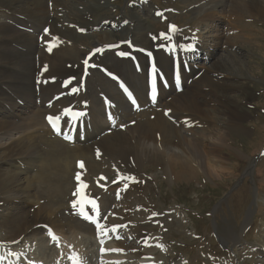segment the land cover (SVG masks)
I'll return each mask as SVG.
<instances>
[{"label": "bare ground", "instance_id": "1", "mask_svg": "<svg viewBox=\"0 0 264 264\" xmlns=\"http://www.w3.org/2000/svg\"><path fill=\"white\" fill-rule=\"evenodd\" d=\"M67 1L69 2V0H0V19H2L0 20V139L4 137L7 139L0 145V226L5 228L4 234L0 235V247L16 242L27 234H36L41 230L37 228L39 223H48L57 233L59 241L55 251L52 247L49 248L52 253L44 257L46 258L43 260L44 264L53 256L60 263L73 251L80 253L83 235L78 234L75 239L66 235L69 230L81 232L86 224L78 220L71 209V201L75 199L72 193L76 187L73 182L76 161L84 160L85 168L76 172H81L82 179L88 184L85 194L89 197L95 195L96 200L101 201V214L106 208L109 210H107V219H104L102 214L101 223L108 227V221L114 225H125L126 222L129 227V220L133 221L131 216L134 215L131 214L129 219L128 212L124 215L118 213L116 207H112L109 195L107 193L101 195L97 192L96 182L105 183L106 177L112 173L111 165H114L112 171L117 172L116 177L124 176L126 173L130 175L132 172L135 178L131 184L124 185L120 189V197H122L120 202L126 201L133 194L139 195L137 183L138 178L142 176L137 174L145 162L141 154L148 160L153 158L157 162H162L177 178L186 179L195 176L204 162V155L200 150L201 140L195 128H201L208 119L207 115H204L206 93H215L221 84L217 80L219 73L209 67H182L183 90L180 93L169 89L161 90L158 102L152 107L146 100L147 62L143 60L141 49L132 48L133 43L128 42L125 50L128 55L120 56L117 54V47L110 48L108 45H118L126 38L112 35L97 37L92 41L93 46L90 49L79 47L73 38L74 27L77 25L76 29L85 28L91 23L85 22L82 16L70 13L72 4ZM81 1L78 0L75 4L82 5ZM262 1L264 2V0H252V3L250 0L204 1L199 7V10L204 12L198 17V25L203 24L210 29L211 26L218 29L223 23L222 18L224 20L227 17L229 32L233 34V39H238L243 35L240 31H244L238 29L240 22L248 17L247 13L252 15L251 6L254 9L261 5L260 11L264 15ZM218 4L220 10L215 9ZM157 13L161 12H154L156 15ZM131 15L132 18H127L130 21L135 19V25L130 30L135 34L140 27V20L134 17V14ZM107 20L109 19L104 22ZM100 23L95 26H99ZM40 25L50 26L48 33L44 30L39 32ZM53 37L58 38L59 43L49 52L48 42H52ZM222 38L225 36L221 33L215 35V40L218 42ZM173 39L177 43L193 44L196 50L206 52L208 57L212 56L214 49L219 48L217 42L213 49L205 45L203 36L196 27L186 35L185 40L184 37L179 40L177 34ZM161 43L160 35L152 34L147 49L153 53L160 72L169 75L175 60L166 50L159 47ZM96 48L103 49V52L93 56L92 50ZM89 56H91L89 64L100 65L102 74H97L98 72L94 70L96 66L89 67L85 74L83 61ZM181 59L184 61L182 57ZM45 66H47L46 71ZM109 73L112 74L110 77L107 76ZM75 75H79L78 78L73 77L74 81L77 80L76 83L72 81L67 87L61 86L63 77ZM113 75L122 78L132 87L133 92L139 97L138 109L133 110L126 103L125 98L118 91L119 86L112 81ZM72 88H78L79 91L73 93ZM163 98L166 100H161ZM103 99L107 101L105 104H108L111 114L115 112L116 116L120 117V125L124 126L123 129H120L115 121L105 122ZM81 105L85 109L89 108V113L76 121L81 122L86 118L88 121L86 126L91 125V129H86L84 132L85 140L81 142L77 139L73 144H68L51 135L43 120L44 116L60 115L65 109L80 108ZM166 111L167 115H165ZM77 122L74 124L77 125ZM237 123L230 128H239L240 123L236 127ZM12 132L18 133V136H10ZM221 138L223 137L218 140H222ZM187 139H191L192 142ZM217 142L211 145V149L216 152L223 147L220 145L218 148ZM174 145L181 152L170 150ZM95 149H99V156L94 153ZM108 161H111L110 165ZM198 164L200 167L196 169L195 166ZM33 165L39 169V172L33 169ZM101 173L104 175L103 180H99ZM53 180L55 184H51ZM43 185L48 188L46 191L41 188ZM32 189L34 193H31ZM52 196H56L55 201L50 200ZM120 202L118 205H121ZM124 203L122 209L125 208ZM6 206L9 207L5 208ZM5 209L7 210L3 213ZM154 211V208L150 207L148 215L153 219L160 218L153 215ZM144 213L146 214V210ZM155 214L158 213L155 211ZM145 218L146 221L148 216ZM131 224L133 225L129 227L131 234L136 242L139 241L141 248L145 237L149 238L148 241L154 237L149 230L141 231L138 225ZM89 230L93 233L91 227ZM120 230L122 229H117V232ZM62 231L65 234H61ZM117 232L111 234L115 243L112 239L110 241L116 247H122V239H116L119 235ZM33 240L31 239L32 243L29 246L37 245ZM46 244L47 241L44 245L47 247ZM162 244L165 246L164 243ZM148 248L150 249L148 253L140 255L137 264L146 261L143 258L146 255L150 256L151 252L156 250L152 247ZM162 251L167 252V249L163 248ZM112 257L119 258L120 255L112 253L103 258ZM17 258L15 257L14 260L18 263L20 258ZM151 260L154 262L150 264L156 262L158 264L157 257Z\"/></svg>", "mask_w": 264, "mask_h": 264}, {"label": "rangeland", "instance_id": "2", "mask_svg": "<svg viewBox=\"0 0 264 264\" xmlns=\"http://www.w3.org/2000/svg\"><path fill=\"white\" fill-rule=\"evenodd\" d=\"M77 1H67L72 4L69 12L82 16L85 22L91 23L89 27H85V34H81L80 28L76 29L77 25L73 31L74 41L85 49L92 48V41L97 37L106 35L126 38L120 41L119 49L122 51L130 40L134 45L145 47L152 34L159 36L162 32L167 33L170 25H175L180 30L177 34L179 40L186 38L196 27L203 36L205 45L213 49L217 42L219 48L213 50L209 61L203 60L196 65L215 70L219 73L217 80L222 84H219L220 88L215 93H206L204 115L208 119L201 128H195L201 140L203 165L195 176L180 179L168 171L162 162L153 158L148 160L141 154L145 162L137 175L142 177L135 176L140 187L139 195L133 194L126 201L120 202L121 206L124 202L126 204L120 213L124 215L128 212L129 219L133 214L131 219L139 230H149L165 244L167 252H151L158 258V264H264V154L260 155L264 149V15L260 11L261 5L254 9L250 7L252 15L247 13L248 17L240 22L238 28L244 29L240 31L244 36L233 39V34L228 30L227 17L224 20L221 17L223 23L218 29L198 25V17L204 12L199 7L207 0H82V5L75 4ZM218 6L219 4L215 9L220 10ZM154 12H161V15ZM131 14L140 20V27L135 34L130 32L135 25L134 18L133 21L128 19L132 18ZM106 19L109 20L104 22ZM123 21L125 23L119 27ZM106 22H109L107 25L110 27ZM97 23H100L99 26H95ZM43 26H39V32ZM115 28L119 30L115 31ZM219 33L225 38L218 42L215 35ZM236 123V127L240 123V129L230 128ZM10 136L17 137L18 133L12 132ZM217 137L223 138L218 140ZM6 140L5 137L0 139V145ZM187 140L192 142L191 139ZM216 142L218 148L223 146L216 149L217 152L211 149L212 143ZM170 150L181 152L175 145ZM199 167L200 164L195 166L196 169ZM33 169L39 172L34 165ZM50 176L52 177V173ZM130 176L134 177V173L131 172ZM114 177V174L109 175L110 181ZM57 178L58 173L56 180ZM51 184H55V181ZM41 188L44 191L48 189L44 185ZM50 200L55 201L56 196H52ZM150 207L156 213L162 212L158 215L161 218L153 219L148 215ZM28 209L32 212L30 207ZM107 210H104V217L107 216ZM108 225L114 223L108 221ZM89 229L88 224H85V229H81V232L69 230L66 234L74 239L78 234L84 238L90 237L85 241L87 261H93L94 264L97 248L93 244V238L89 236L93 234ZM4 230V227L0 228V235L4 234ZM129 230V235H133L130 228ZM40 232L41 230L33 235L27 234L7 246L15 250L26 248L32 243L31 239H34L37 245L28 247L34 255L30 258L38 257L42 263L48 250L44 246L45 237ZM63 233L65 234L62 231L61 234ZM125 235L126 238L121 240L122 247L114 245L124 249V252L131 247L136 248L135 239H130L128 233ZM137 242L139 245V241ZM142 248L140 255L147 254L150 250L148 246L142 245ZM127 258H131L130 264H136L139 259L134 254Z\"/></svg>", "mask_w": 264, "mask_h": 264}, {"label": "snow or ice", "instance_id": "3", "mask_svg": "<svg viewBox=\"0 0 264 264\" xmlns=\"http://www.w3.org/2000/svg\"><path fill=\"white\" fill-rule=\"evenodd\" d=\"M157 15H161V13H157ZM48 29H44L45 33H48ZM81 31H83V29H81ZM179 29L175 26V25H170L168 32L167 33H160V39L162 41V43L159 45V47L161 49L166 50L170 56L175 60V68H176V73H175V80H176V86L179 89L180 86V70L182 67L186 66V61H183L180 57V53L183 52H188V51H192L193 54L195 52V46L193 44H184V43H177L173 37L179 33ZM153 39L155 40L156 37L154 36ZM59 40L56 37H53V41L52 42H48V47L47 50L49 52H51L53 50L54 47L58 46ZM108 47L110 48H115L118 47L117 45H108ZM103 49L101 48H96L94 50V52L92 53V55L94 56L97 53H102ZM120 56H125L128 55L127 52H120L119 53ZM149 56L152 55L151 52L148 53ZM89 59H91V56H89L88 59H85L83 61L84 63V72L85 74H87V71L89 69V67H95L96 65H90L89 64ZM47 70V66H45V71ZM109 75H112L111 73H109ZM112 78L114 80H118V77L113 75ZM158 81H164V76L163 74L160 72V70L158 69L157 65L154 63L152 68H151V72H150V85H151V97L153 102H155L156 100V94H157V85H158ZM71 80L65 81L64 85L65 87H67L68 84H71ZM163 86H167L166 82H164ZM119 87L123 90V92L127 95V98L131 101V103L133 105L136 104V98L133 96L132 92L129 91L128 87L121 82L119 84ZM79 91L78 88H72V92H77ZM71 110L65 109L64 113L62 115H49L46 117L48 123L50 124L52 130L57 134V135H61L62 131H61V121L63 116H66L69 114ZM168 112H165V115H167ZM85 115V113L83 112H72L71 116H72V120L75 121L77 119H79L80 117H83ZM109 119H113V117L111 115H109ZM114 122V121H113ZM64 135V139L66 140H71V136L67 133H63ZM97 155L99 156V150H97ZM78 167L80 169H84L85 168V164L83 161L78 162ZM101 179H104L103 177H101ZM123 179L126 180H133L134 181V177H123ZM75 180H76V187H75V191L72 193V196L75 197V199H73L71 201V209L73 211V213L75 215H77L78 217L82 218L84 221L89 222L90 224H93L95 226V233L97 238H99V242H100V254L101 256H103L105 253L107 252H113V253H123L124 249L122 248H112V249H107L105 248L103 245L105 244V238H107L109 236V233H116L118 228H123V227H127V225H113L112 227H106V225L104 223H101L100 221V217H101V211H100V207L97 204L96 200L89 198L86 194H85V189L88 188V184L84 182V180L82 179V173L81 172H77L75 174ZM91 209L92 214H89L88 209ZM153 215H156L155 213ZM104 219H107V217H104ZM47 227V226H45ZM48 235L50 236L51 240L53 241H59V237L56 236L51 229H48ZM121 237L119 235L116 236V239H120ZM148 237H145L143 240V243L145 244V246L151 247V245L148 244ZM157 247H162V245H156ZM7 255L12 256L15 255V253H7ZM5 259L4 256H0V264H2L3 260ZM69 261L71 262V264H82L81 258L79 256L78 253H76L75 251H73L69 256H68ZM101 264H123L122 261L116 260V261H104L101 260Z\"/></svg>", "mask_w": 264, "mask_h": 264}]
</instances>
